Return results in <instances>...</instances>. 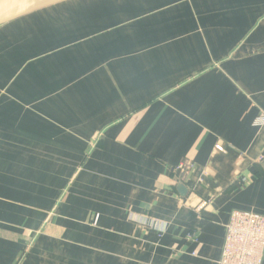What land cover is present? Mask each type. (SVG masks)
I'll use <instances>...</instances> for the list:
<instances>
[{
  "label": "crops",
  "instance_id": "crops-1",
  "mask_svg": "<svg viewBox=\"0 0 264 264\" xmlns=\"http://www.w3.org/2000/svg\"><path fill=\"white\" fill-rule=\"evenodd\" d=\"M260 117L264 0H69L0 27V264H218L230 214L264 216Z\"/></svg>",
  "mask_w": 264,
  "mask_h": 264
},
{
  "label": "built area",
  "instance_id": "built-area-1",
  "mask_svg": "<svg viewBox=\"0 0 264 264\" xmlns=\"http://www.w3.org/2000/svg\"><path fill=\"white\" fill-rule=\"evenodd\" d=\"M264 124V117L256 125ZM263 157L258 159L259 163ZM194 165L184 160L174 168L177 181L187 179L194 172ZM250 178H244L247 183ZM205 207L200 203L197 208ZM264 254V216L245 211H234L230 214L225 226V238L218 264H262Z\"/></svg>",
  "mask_w": 264,
  "mask_h": 264
},
{
  "label": "water",
  "instance_id": "water-1",
  "mask_svg": "<svg viewBox=\"0 0 264 264\" xmlns=\"http://www.w3.org/2000/svg\"><path fill=\"white\" fill-rule=\"evenodd\" d=\"M66 1L69 0H0V27ZM177 190L182 197H186L187 191L182 184Z\"/></svg>",
  "mask_w": 264,
  "mask_h": 264
}]
</instances>
